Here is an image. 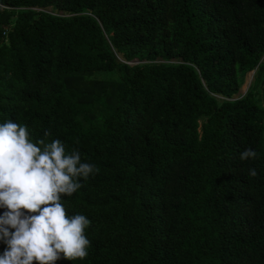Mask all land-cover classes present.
<instances>
[{
	"label": "trees",
	"instance_id": "trees-1",
	"mask_svg": "<svg viewBox=\"0 0 264 264\" xmlns=\"http://www.w3.org/2000/svg\"><path fill=\"white\" fill-rule=\"evenodd\" d=\"M7 119L99 168L55 264H264V0H0Z\"/></svg>",
	"mask_w": 264,
	"mask_h": 264
},
{
	"label": "clouds",
	"instance_id": "clouds-1",
	"mask_svg": "<svg viewBox=\"0 0 264 264\" xmlns=\"http://www.w3.org/2000/svg\"><path fill=\"white\" fill-rule=\"evenodd\" d=\"M32 138L29 127L12 119L0 123V242L6 245L0 264H55L59 259L84 260L91 240V220L69 215L64 198L76 193L99 168L84 162L77 148L67 151L59 138ZM251 148L241 161L257 159ZM255 168L248 175L257 176Z\"/></svg>",
	"mask_w": 264,
	"mask_h": 264
},
{
	"label": "rangeland",
	"instance_id": "rangeland-1",
	"mask_svg": "<svg viewBox=\"0 0 264 264\" xmlns=\"http://www.w3.org/2000/svg\"><path fill=\"white\" fill-rule=\"evenodd\" d=\"M49 11H51V9H49ZM134 64H138V62H135ZM254 74H255V72H252L246 76L245 83H244L243 87L241 88L240 93L237 96H235L234 99L240 98L246 94L248 88L251 86V84L254 80ZM95 82H99L100 85L98 87H94ZM94 83L93 82L90 83V84H92V86L90 88L95 90V91L100 92L102 82L100 80H97V81H94Z\"/></svg>",
	"mask_w": 264,
	"mask_h": 264
}]
</instances>
